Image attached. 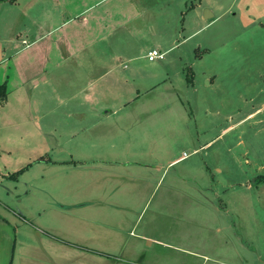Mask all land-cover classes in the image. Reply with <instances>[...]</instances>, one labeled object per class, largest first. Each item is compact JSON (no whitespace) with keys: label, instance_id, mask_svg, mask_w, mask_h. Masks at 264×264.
<instances>
[{"label":"crops","instance_id":"crops-1","mask_svg":"<svg viewBox=\"0 0 264 264\" xmlns=\"http://www.w3.org/2000/svg\"><path fill=\"white\" fill-rule=\"evenodd\" d=\"M134 2L0 0V84L6 90L0 103V220L14 230L12 264H160L150 251L206 246L182 226L191 215L200 217L207 203L209 215L224 221L220 193L175 172L190 154L166 158L157 151L158 138L151 148L143 142L151 124L152 132L160 129L157 120L146 119L148 108L161 102L141 96L169 83V72L162 60L151 70L141 62L154 48L137 47L146 36L144 23H133ZM190 4L179 22L191 15L189 22L208 26L224 16L214 4ZM205 133L194 153L224 138L221 130L202 141ZM205 163L211 175L213 167L223 171ZM171 173L175 178L166 181ZM165 197L166 203H186L183 215L161 212ZM156 199L151 215H144ZM16 204H28L29 214ZM215 262L224 264L219 257Z\"/></svg>","mask_w":264,"mask_h":264},{"label":"rangeland","instance_id":"rangeland-1","mask_svg":"<svg viewBox=\"0 0 264 264\" xmlns=\"http://www.w3.org/2000/svg\"><path fill=\"white\" fill-rule=\"evenodd\" d=\"M134 1L133 23H144L140 30L146 36L142 41L136 40L137 47L167 51L165 60L160 62L169 72L165 76L169 83L141 96L145 101L161 102L148 108L146 119L157 120L160 129L152 132L151 124L143 142L151 148L158 138L164 148L160 144L157 151L166 158L170 153L190 154L175 167V172L181 175L184 172V177L195 176L199 182L212 186L211 191L223 197L227 212L224 221L217 223L209 215L211 205L207 203L203 214L198 212L200 217H188L185 223H189L190 229L185 223L181 225L185 232L195 230V239H202L200 244L206 246L191 243L167 251L157 248L149 254L160 256L155 258L160 264H216L217 257L224 264H264V181L260 180L264 176V0H192L224 10V16L208 26V23H191V19L189 22L191 15L187 18L184 15V21H178L180 15L190 14L191 2L180 5L178 0ZM4 14V11L0 14V23H5ZM146 23L156 25L152 32L147 27L143 29ZM173 29L175 35H170ZM173 45L168 52V47ZM147 59L141 62L148 70L158 65V61ZM221 130H224L223 140L203 153H194L200 135L206 132L201 140L207 141ZM205 161L223 171L219 173L213 167L212 175L209 174ZM176 173L169 174L166 181L174 179ZM212 192L207 193L214 199ZM166 201L165 197L160 205L164 213L177 211L181 216L182 207H188L186 203ZM156 204L157 199L152 200L144 215L150 216ZM24 206L23 210L29 214L28 204ZM197 206H200L199 196ZM40 209L38 205L37 210ZM57 223L68 228L64 220ZM218 226L223 228L222 232L209 231ZM0 239V264H12L15 234L1 220Z\"/></svg>","mask_w":264,"mask_h":264},{"label":"built area","instance_id":"built-area-1","mask_svg":"<svg viewBox=\"0 0 264 264\" xmlns=\"http://www.w3.org/2000/svg\"><path fill=\"white\" fill-rule=\"evenodd\" d=\"M165 55H166V53H163V52L158 51V50H153L149 53L148 59L150 62H155L158 60H164ZM185 157H187V155Z\"/></svg>","mask_w":264,"mask_h":264},{"label":"trees","instance_id":"trees-1","mask_svg":"<svg viewBox=\"0 0 264 264\" xmlns=\"http://www.w3.org/2000/svg\"><path fill=\"white\" fill-rule=\"evenodd\" d=\"M5 98H6V90H5V87L2 84H0V103L2 101H4ZM260 180L264 181V176H261L260 177Z\"/></svg>","mask_w":264,"mask_h":264},{"label":"water","instance_id":"water-1","mask_svg":"<svg viewBox=\"0 0 264 264\" xmlns=\"http://www.w3.org/2000/svg\"><path fill=\"white\" fill-rule=\"evenodd\" d=\"M0 244H1V239H0Z\"/></svg>","mask_w":264,"mask_h":264}]
</instances>
